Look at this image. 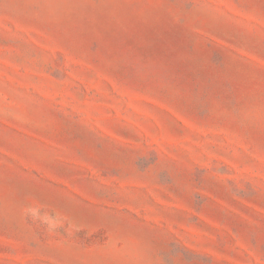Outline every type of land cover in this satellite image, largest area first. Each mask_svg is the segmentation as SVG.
<instances>
[{"label":"rangeland","instance_id":"rangeland-1","mask_svg":"<svg viewBox=\"0 0 264 264\" xmlns=\"http://www.w3.org/2000/svg\"><path fill=\"white\" fill-rule=\"evenodd\" d=\"M0 264H264V0H0Z\"/></svg>","mask_w":264,"mask_h":264}]
</instances>
